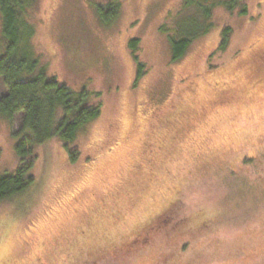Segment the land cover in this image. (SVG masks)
Returning <instances> with one entry per match:
<instances>
[{"label": "rangeland", "instance_id": "1", "mask_svg": "<svg viewBox=\"0 0 264 264\" xmlns=\"http://www.w3.org/2000/svg\"><path fill=\"white\" fill-rule=\"evenodd\" d=\"M228 1L36 0L28 9L40 66L58 84L98 93L100 115L79 137L74 161L56 139L37 149L34 183L17 200L24 210L0 220L1 259L162 264L154 252L170 236L164 221L144 240L128 236L153 202L171 197L191 222L187 248L165 252L164 264H264V68L254 79L264 67V0H232L231 9ZM205 7L213 26L173 61L170 39L203 28ZM5 49L0 13V56ZM196 57L198 76L181 89V69ZM250 88L254 101L233 98ZM20 116H0V175L18 167Z\"/></svg>", "mask_w": 264, "mask_h": 264}, {"label": "trees", "instance_id": "2", "mask_svg": "<svg viewBox=\"0 0 264 264\" xmlns=\"http://www.w3.org/2000/svg\"><path fill=\"white\" fill-rule=\"evenodd\" d=\"M35 3L36 0H0L2 33L6 41L5 52L0 56V77L5 87V92L0 97V116L12 121L15 114L21 113L18 128L14 131L15 152L19 160L18 167L13 174L0 175V204L7 203L0 208V213H6L5 215L0 214V220H5L11 212L24 210L21 208L24 204L17 200L22 198L34 183L31 171L37 159V149L48 144L51 139H56L63 147L70 146L69 158L74 161L79 153L76 147L79 137L100 115L98 93H90L84 89L74 91L65 85L58 84L54 75L48 76L45 67L40 66V55L34 51V25L27 15L28 9ZM226 3L229 9L234 5L232 0ZM105 8L114 12L115 15L111 4ZM211 8L213 7L211 6ZM101 11L102 9L99 7L98 13L100 14ZM241 11L245 12V9L243 8ZM203 14L201 17L203 28L197 32H194L195 29L192 28H196V26H192L191 31L184 28L178 35L170 39V52L173 61L179 60L185 54L194 39L204 36L210 31L213 26L211 9L205 7ZM21 27H24V32L20 29ZM228 32V28L222 31L223 41L219 46L221 49L225 46ZM137 42L136 38H131L128 41L132 52L136 51ZM197 65L198 57L181 69L182 74L180 75L182 76L179 78L181 81L178 82L181 89L188 86V82H193V79L197 78ZM138 66L137 76L143 73L141 71L142 64ZM263 68L262 65H258L259 74L255 75L254 73V79L259 78V75L263 78L260 74ZM206 71L210 76L217 75V68L207 65ZM250 89L249 96L240 94L233 98H246L254 101L255 91L253 88ZM254 89L256 88L254 87ZM231 100L229 99L223 104L229 105L231 102L228 101ZM219 105V103L216 104L217 107ZM132 126H136L135 123ZM174 191L179 195L176 189ZM174 199L168 197L165 200L153 202L149 217L139 221L136 225L137 230L128 236L129 240L135 238L144 240L147 231L152 226L159 227L158 225L164 221L160 227L165 229L163 233L170 236L166 238L168 240L166 247L154 252V262L156 263L164 264L166 261L165 252L169 255L179 254L187 248V243L182 239L184 235L186 236V227L191 221L186 218V214L184 217L183 214H180L181 210H173L178 206V202ZM24 207L27 208L26 205ZM2 226L3 223L0 221V252L2 251L1 244L6 236ZM172 237V243L169 244ZM112 242L109 245H112ZM158 255L162 259L158 258ZM5 256L7 258L4 260L0 257V264H18L23 263L24 260L19 258V253L14 257H9V254Z\"/></svg>", "mask_w": 264, "mask_h": 264}]
</instances>
